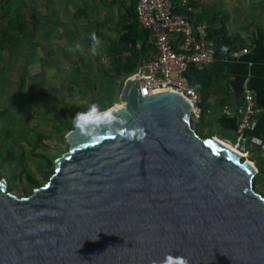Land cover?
Instances as JSON below:
<instances>
[{"label": "water", "instance_id": "1", "mask_svg": "<svg viewBox=\"0 0 264 264\" xmlns=\"http://www.w3.org/2000/svg\"><path fill=\"white\" fill-rule=\"evenodd\" d=\"M118 81L127 120L93 145L75 127L49 180L19 196L0 178V264H264V194L255 164L193 127L178 88ZM111 106V107H112ZM201 115V110L199 116ZM140 125L143 141L121 136Z\"/></svg>", "mask_w": 264, "mask_h": 264}, {"label": "crops", "instance_id": "2", "mask_svg": "<svg viewBox=\"0 0 264 264\" xmlns=\"http://www.w3.org/2000/svg\"><path fill=\"white\" fill-rule=\"evenodd\" d=\"M137 2L31 0L30 17L27 9L31 20L28 32L33 60L38 64L32 69L43 72L51 81L48 84L53 97H48L56 110L69 108L66 103L70 101L89 106L98 100L101 110L111 107L120 78L131 76L141 62L154 57L156 46L152 33L136 23ZM194 2L195 16L207 25L208 35L215 44L210 62L190 64L186 71L189 84L200 94L201 114L204 110V117L202 120L197 117V124L206 127L209 136L235 141L239 120L236 109L243 101L242 81L250 74L261 113L246 133L244 144L251 157L248 159L256 167L259 164L258 171L264 172V0ZM93 32L100 40L95 55L92 54ZM172 43L181 48L178 36L172 37ZM70 46L72 52L68 51ZM224 46L226 52L221 50ZM243 48L249 52L236 58L234 52ZM72 80L77 84L73 96H64ZM102 88L106 90L104 96L96 93ZM42 100H46V95ZM225 106L229 107V113L224 112Z\"/></svg>", "mask_w": 264, "mask_h": 264}, {"label": "rangeland", "instance_id": "3", "mask_svg": "<svg viewBox=\"0 0 264 264\" xmlns=\"http://www.w3.org/2000/svg\"><path fill=\"white\" fill-rule=\"evenodd\" d=\"M28 15L29 17L31 15L30 7ZM29 27L31 28V20ZM34 67H38V64L33 60L32 48L19 50L15 56L10 55L6 64L0 67V145L5 148L0 151V178L6 180L8 189L19 196L26 195L32 185L28 182L29 174L42 179L43 174L39 170L41 153L52 156L56 162L66 151L68 142L56 131V126L62 121L71 120L78 112L87 110V104L81 105L77 101L67 102L66 105H70L67 111L65 108L56 110L51 100L53 97L49 86L51 81L43 72L33 70ZM73 81L66 86L64 96H73L76 84ZM20 83L23 85L24 96L18 91ZM104 91L106 90L102 88L96 93L104 96L106 94ZM43 95H46L47 101L42 100ZM106 100L109 102V99ZM92 103H98V100ZM192 120L200 132L205 135L211 134L206 127L197 124L195 115ZM64 132L66 133V129ZM44 135L47 139L43 138ZM40 136L43 138V146L35 151L36 156L30 155V149L34 148ZM44 145H48L49 149ZM8 149L17 157L15 161L8 159L6 154ZM248 158L251 157L248 155ZM21 164L27 166L26 169L20 168ZM257 174L256 176H260L257 187L264 193V172L261 170Z\"/></svg>", "mask_w": 264, "mask_h": 264}, {"label": "built area", "instance_id": "4", "mask_svg": "<svg viewBox=\"0 0 264 264\" xmlns=\"http://www.w3.org/2000/svg\"><path fill=\"white\" fill-rule=\"evenodd\" d=\"M188 10L194 12L191 6ZM136 14L140 25L152 33L156 54L151 60L141 62L127 79L138 81L140 94L150 89L178 88L192 103L194 115L199 117L200 94L189 84L186 71L190 64L202 65L212 60L215 44L208 35L207 25L203 21L192 20L186 14L174 12L172 0H138ZM174 35L182 37L180 49L173 47ZM248 52V48H243L234 52V56L239 58ZM249 64L251 66L252 62ZM242 96V104L236 109L239 117L237 139L226 142L248 158L245 136L252 128L254 119L261 113L250 74L243 78ZM224 112H230L228 106H225ZM259 145H262L260 139Z\"/></svg>", "mask_w": 264, "mask_h": 264}, {"label": "trees", "instance_id": "5", "mask_svg": "<svg viewBox=\"0 0 264 264\" xmlns=\"http://www.w3.org/2000/svg\"><path fill=\"white\" fill-rule=\"evenodd\" d=\"M30 3L31 0H0V67H3L4 64H6L7 59L9 58L10 55L15 56V54L19 50L31 49L30 34L28 32L29 20L27 15V9L29 8ZM172 5L174 12L186 14L194 21L198 20L195 16V13L188 10L190 6L193 9L196 7L194 0H172ZM135 13H136V6H135ZM135 19H136V23L139 26H141L138 21L137 14H135ZM178 37L182 41V37L181 36ZM173 47L176 48V46L174 45ZM20 85L21 86L19 87L18 91L21 93L22 96H24L25 94L22 92V87H23L22 83H20ZM88 107L89 106H87V108ZM64 110L67 111V108H65ZM203 117H204V110L202 114L199 116V119L202 120ZM73 118L66 122L62 121L56 126V131L61 135V137L64 140L66 139L65 134L69 130L74 128ZM192 124H193V120H192ZM193 127L202 137L209 136V134L205 135L202 132H200L194 125ZM65 129H66V133L64 132ZM43 138L47 139V136L44 135ZM43 138L40 136L37 139V143H35L34 148L30 149L31 152L30 155L36 156L35 151L44 144ZM44 147L49 149L48 145H44ZM68 147L69 144L67 145L66 150L68 149ZM3 148L4 147H2L1 144L0 145L1 152ZM6 154L10 161H15L17 159V157L13 154L11 149H8V152ZM41 157L42 158L40 159L39 162L40 163L39 170L43 174L42 179H38L39 176L35 177V175L29 174L28 182H30L32 185L30 186L26 195L31 194L35 188L42 185L43 183H46L51 177V175L54 173L55 162L53 161V157L43 153H41ZM26 167L27 166H25L24 164H21L20 168L26 169ZM257 167L259 168V166ZM260 172L261 170L259 169L258 173ZM259 180H260V176H255L254 185L256 190L258 191H260L259 188L257 187ZM31 187H33L32 191H31Z\"/></svg>", "mask_w": 264, "mask_h": 264}, {"label": "clouds", "instance_id": "6", "mask_svg": "<svg viewBox=\"0 0 264 264\" xmlns=\"http://www.w3.org/2000/svg\"><path fill=\"white\" fill-rule=\"evenodd\" d=\"M91 39L93 41L92 54L95 55L100 40L94 32L91 34ZM76 48L78 49L79 45ZM221 50L226 52L227 47L224 46ZM68 51L72 52L73 48L70 46ZM120 110H122V106L119 104L101 110L98 103H92L87 110L80 111L76 114L75 118H73V125L79 130L82 136L87 138L89 143L96 145L106 138V129L109 130L116 126L117 122L121 126L127 125V120L117 115ZM117 131H119L121 136H125L130 140L143 141L147 136V131L140 125L131 129L120 127ZM153 264H156V262H153ZM161 264H190V260L185 256L168 254Z\"/></svg>", "mask_w": 264, "mask_h": 264}]
</instances>
